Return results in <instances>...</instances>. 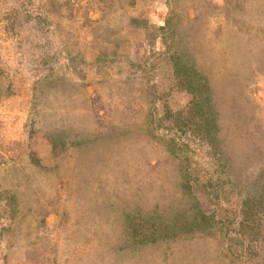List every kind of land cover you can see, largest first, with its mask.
<instances>
[{"label": "rangeland", "instance_id": "1", "mask_svg": "<svg viewBox=\"0 0 264 264\" xmlns=\"http://www.w3.org/2000/svg\"><path fill=\"white\" fill-rule=\"evenodd\" d=\"M0 264H264V0H0Z\"/></svg>", "mask_w": 264, "mask_h": 264}]
</instances>
